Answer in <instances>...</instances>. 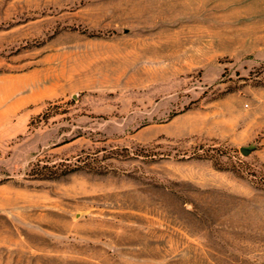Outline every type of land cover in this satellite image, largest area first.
Returning <instances> with one entry per match:
<instances>
[{"label":"rangeland","instance_id":"rangeland-1","mask_svg":"<svg viewBox=\"0 0 264 264\" xmlns=\"http://www.w3.org/2000/svg\"><path fill=\"white\" fill-rule=\"evenodd\" d=\"M0 264H264V0H0Z\"/></svg>","mask_w":264,"mask_h":264},{"label":"water","instance_id":"water-1","mask_svg":"<svg viewBox=\"0 0 264 264\" xmlns=\"http://www.w3.org/2000/svg\"><path fill=\"white\" fill-rule=\"evenodd\" d=\"M240 151H241L242 154H246L247 153V151L245 149H241Z\"/></svg>","mask_w":264,"mask_h":264}]
</instances>
